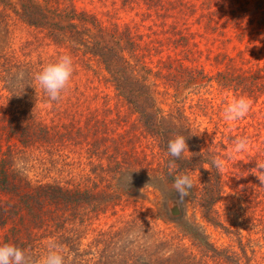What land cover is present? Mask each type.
<instances>
[{
    "label": "trees",
    "instance_id": "trees-1",
    "mask_svg": "<svg viewBox=\"0 0 264 264\" xmlns=\"http://www.w3.org/2000/svg\"><path fill=\"white\" fill-rule=\"evenodd\" d=\"M79 1L0 0V6L11 10L38 40L24 42L15 49L9 28L3 24L0 30V245L15 244L40 259L41 251H47L48 241L55 240L62 247L66 264H264V253L260 251L264 248V194L259 196L253 190L256 207L247 216L243 207L251 202L247 188L232 185L235 189L228 193L231 182L223 177L224 167L217 170L211 166L213 156L208 154L205 158V139L191 126L183 106H171L172 112L164 107L168 98L177 103L183 92L190 91L188 96L196 87L200 91L208 84L212 87L215 76L203 67L188 66L187 58L171 57L156 76L144 61L150 51L146 34L119 18L120 12L133 10L139 1L98 0L107 8L106 21L98 13L80 7ZM227 1L215 12L210 6L209 14L218 21L223 19L225 29L229 24L242 28L235 39L245 45L246 52L253 43L263 49L264 0H257L254 7L250 2L233 0L236 8L232 9L226 8ZM167 3L168 0H144L143 21L153 13L164 17L161 11ZM218 23L213 24L210 18L205 29L210 34L223 35L225 30ZM170 31L176 36L174 47L189 51L192 35H185L175 24ZM32 46L53 49L54 54L26 60ZM63 54L73 58V76L83 71L102 77L113 96L98 91L101 93L94 99L96 103L102 100L101 107L94 104L85 108L81 98L85 94L76 85L68 87L59 101H50L35 76ZM243 54V50L238 53L242 60ZM215 61L227 67L216 74L225 88L233 87L256 103L264 98V64L252 70H237L234 57L218 54ZM21 72L23 79H18ZM154 77L165 85L163 91ZM160 95L166 98L161 101ZM185 100L186 97L180 103ZM125 108L136 117L138 136L146 139L152 151H143L142 157L136 158L139 162L131 161L117 140L113 148L106 145L105 132H110L113 115H117L120 121L116 122L122 127L121 109ZM102 130L105 132L99 137ZM87 134L95 138L93 143L85 138ZM177 134L186 136L188 152L175 160L176 168L169 174V161L173 158L167 145ZM70 146L89 155L88 165L93 156L102 154L106 158L93 164L91 173L81 176L80 185L31 181L26 168L17 167L19 160L35 152L54 162L67 150L72 153ZM198 172L201 175L194 181ZM181 173L191 175L194 187L178 204L173 183ZM159 185L171 188L172 204L180 209L178 218H156L173 224L168 233L156 230L157 223L138 216L130 218L123 229L112 225L108 230L96 229L94 236L88 237L90 222L122 205L126 195L133 200L138 191L148 192ZM221 203L224 210L219 207ZM212 228L227 242L218 244L212 239ZM244 231L249 232V237Z\"/></svg>",
    "mask_w": 264,
    "mask_h": 264
},
{
    "label": "rangeland",
    "instance_id": "rangeland-1",
    "mask_svg": "<svg viewBox=\"0 0 264 264\" xmlns=\"http://www.w3.org/2000/svg\"><path fill=\"white\" fill-rule=\"evenodd\" d=\"M91 1L92 0H80L79 6L98 13L99 16L106 21L107 17L104 15V12H106L107 8L103 7L98 0H93V3ZM137 1L140 2L139 6H136L133 10L126 9L127 11L120 12L119 18H121L123 22L136 28L137 31L140 30V32L146 34V40L149 42L150 51L149 55L146 54L147 57H145L144 61L148 66L153 68L156 76H158V71L160 74L162 65L169 61L170 57L172 59L179 58L183 60L187 58L185 59L187 60L185 63L188 66H197L199 69L203 67L209 75L215 76L214 78L216 80L213 82L212 87L208 84L201 91L196 87L191 90V94L188 96L186 94L190 91L186 93L183 92L177 103H174L171 98H168V105L164 107L168 112H172L173 110H170L171 106L175 108L182 105L185 109V115L190 119L191 126L202 134L205 139L206 143L203 149L206 156L205 158L208 159L209 154L213 157L219 156L223 159V177H226V179L231 182L227 186L228 193L233 192L232 190L235 189L232 185H238L237 187L240 189L242 187L247 188V194L251 197V202L243 204V207H245L248 213L247 216H249L252 207H256V204L253 202V190L256 189L259 196L264 194V185H261L257 176L254 174L257 171L256 163L264 162V98L256 103V100L248 97L252 101L250 112L244 118L237 121L225 120L223 114L224 108L234 98H238L242 96V94L240 92H235L233 87L231 89L225 88L224 85L219 82L216 76L217 72L219 70H226L227 67L216 64L215 57L218 54L234 57L237 70H240V68L252 70L264 64V48L261 49L260 45L253 43L251 44L253 48L246 52L245 45L235 39L236 32L241 31L242 28L238 30V27L229 24L227 29H225L224 24H222V22H224L223 19L218 21L209 14L210 6L213 8V12H215L216 8L224 3V0H168L169 4L167 3L166 8L161 11L164 17L158 18L155 13H153L147 21H143L145 18L144 0ZM240 1L242 3L250 2V6L254 7V3L257 0ZM234 4L235 1L232 0L231 4L230 0H228L226 8H228V6L231 9L236 8ZM110 5L111 4H108L109 8ZM8 10L9 9L5 6H0V30L3 28V24L9 28L13 40V48L18 49L24 42L30 43L31 41H38L33 32L20 23L11 10ZM210 18L213 19V24H215L216 21L219 22L218 24L221 29L223 28L225 30L223 35L220 34V32L210 34L209 31L205 29ZM174 24L177 25L178 28H181L182 31L184 30L185 35H192L193 39L189 36V38L192 39L189 41V51L186 52L182 48L176 49L174 47L172 41L176 36L172 35L170 31L171 26ZM240 50L244 51L243 60L238 56ZM49 53L50 55L54 54V50L47 47L44 49H37L36 46H32L27 51L26 55L28 57H26V60H38L40 54H44L46 58ZM101 79L102 77H96L93 73H84L82 71L79 75H74L73 78H71L68 87L74 88V86L80 85L81 90L85 94L82 93L84 96L81 97L85 108L94 104H98V106L101 107L102 100L96 103V99H94L96 97L95 95L101 93L98 91H103L101 95L110 94V96H113L112 89L107 88ZM153 81L159 82L156 77L153 78ZM159 83H161V81ZM164 87L165 85L161 83L159 86L160 91H163ZM197 91H199V93H196ZM184 97H186L187 100L180 103ZM159 98L162 101L166 97L160 95ZM111 103L114 105V101L111 100ZM121 112L124 122L122 127L116 122V120H118L117 115H113L115 121L110 124V132H108V130L106 132L102 130L99 131L98 136H103L105 132L107 134L105 138L107 140V148H113L114 140H117L122 150L127 153V157L131 161L136 160L139 162L136 158L142 157L143 151H146L148 154H151L152 151L148 148L150 146L146 144V139L142 137L139 138L138 136L140 132L138 126L135 125L136 117L132 116L127 108L121 109ZM99 118L103 120L102 115H100ZM118 121H120V119ZM133 124L136 127H134ZM238 137H247L250 141L249 147L247 151L233 153L231 152L233 141ZM85 138L88 139L90 143H93L95 140L92 135L88 136V134ZM100 144H103V142L101 141L99 146ZM70 147L73 150L72 153H69V150H67L64 154L57 156V158L55 157L54 162H50L47 155H41L37 152L27 154L24 159L18 162L22 164V167L24 166V168H26L27 175L31 181L80 185L82 181L81 176L84 173L87 175L91 173L90 170H92V165H96L99 159L102 161V159L105 160L106 158L102 156V154L99 155L100 157L93 156L91 165H88L89 155L73 146ZM155 152L157 154V151ZM157 158L158 155L156 156V159ZM199 174L200 172L197 173L194 181L197 180ZM130 196L131 195H126L122 205L118 206L115 210L111 209L105 216L91 221L90 226H87L86 230L88 237L94 236V231L96 229L103 228L108 230L112 225L115 229H123L124 225L130 221V218L138 216L150 220L152 224L157 223L159 227H157L156 230L168 233L173 227V224L167 225L161 220L156 221V218L158 216L161 218L179 217L174 216L171 212V208L174 207L171 198L174 195L169 186L159 185L156 186V189L151 188L148 192L144 190L138 191V193L135 194L136 198L133 200ZM3 198H6V196L3 195ZM219 207L221 210H224V205L222 203ZM80 229V231L84 230V228ZM0 234H3L2 230H0ZM209 234L218 244L227 242V238L220 235V232L215 231L213 228L209 230ZM243 234H245L246 238L249 237V232L244 231ZM86 242L87 241H85V243ZM260 251L264 253V248ZM41 253L40 259L46 255L47 251H41Z\"/></svg>",
    "mask_w": 264,
    "mask_h": 264
},
{
    "label": "clouds",
    "instance_id": "clouds-1",
    "mask_svg": "<svg viewBox=\"0 0 264 264\" xmlns=\"http://www.w3.org/2000/svg\"><path fill=\"white\" fill-rule=\"evenodd\" d=\"M74 61L71 55H60L54 62L44 66L35 76L36 81L47 94L50 101H59L62 93L68 88L73 76ZM23 73H19L18 79H23ZM252 101L246 96L234 98L224 108V119L227 121H237L244 118L251 110ZM250 141L247 137H238L233 141L231 152L239 153L247 151ZM168 154L173 158L169 161L170 173L175 170V160L188 152L186 136L177 134L169 140L167 145ZM212 167L220 170L224 166V161L219 156L212 158ZM17 167H22L18 163ZM256 173H254L261 185H264V162L256 163ZM131 174L128 175V183L131 182ZM194 187V181L191 175L181 173L175 176L173 189L178 193L179 200L182 202L189 195L190 190ZM0 264H66L65 255L62 247L55 240H49L47 243V253L42 259H34L30 250L16 246L15 244L5 243L0 245Z\"/></svg>",
    "mask_w": 264,
    "mask_h": 264
},
{
    "label": "water",
    "instance_id": "water-1",
    "mask_svg": "<svg viewBox=\"0 0 264 264\" xmlns=\"http://www.w3.org/2000/svg\"><path fill=\"white\" fill-rule=\"evenodd\" d=\"M172 214L174 216H179L180 215V209L178 208V206H175L172 208Z\"/></svg>",
    "mask_w": 264,
    "mask_h": 264
},
{
    "label": "bare ground",
    "instance_id": "bare-ground-1",
    "mask_svg": "<svg viewBox=\"0 0 264 264\" xmlns=\"http://www.w3.org/2000/svg\"><path fill=\"white\" fill-rule=\"evenodd\" d=\"M174 207L176 206V205H173Z\"/></svg>",
    "mask_w": 264,
    "mask_h": 264
}]
</instances>
